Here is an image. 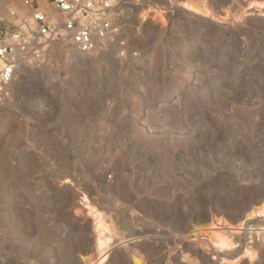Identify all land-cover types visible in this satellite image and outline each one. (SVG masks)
Listing matches in <instances>:
<instances>
[{
  "label": "rangeland",
  "instance_id": "rangeland-1",
  "mask_svg": "<svg viewBox=\"0 0 264 264\" xmlns=\"http://www.w3.org/2000/svg\"><path fill=\"white\" fill-rule=\"evenodd\" d=\"M122 1L125 52L56 44L0 106V264H264V0Z\"/></svg>",
  "mask_w": 264,
  "mask_h": 264
},
{
  "label": "built area",
  "instance_id": "built-area-1",
  "mask_svg": "<svg viewBox=\"0 0 264 264\" xmlns=\"http://www.w3.org/2000/svg\"><path fill=\"white\" fill-rule=\"evenodd\" d=\"M22 2L29 11L13 29L0 33V106L11 97L20 68L41 63L56 44H70L81 53L129 48L122 0Z\"/></svg>",
  "mask_w": 264,
  "mask_h": 264
},
{
  "label": "bare ground",
  "instance_id": "bare-ground-1",
  "mask_svg": "<svg viewBox=\"0 0 264 264\" xmlns=\"http://www.w3.org/2000/svg\"><path fill=\"white\" fill-rule=\"evenodd\" d=\"M9 1H10L12 6H16L14 3V0H9ZM47 5L48 4H47L46 0H44V6H47ZM195 5L196 4L193 5L192 3H189L187 6H188V8L195 9L194 8ZM198 5H199V3H197V7H198ZM202 7H203V5H202ZM254 214L256 216L264 215V205H260L259 207H257L254 211ZM94 228L96 231V238L94 239L95 240L94 244H96V247L98 248V250L100 252H102L107 247V241L103 237V234L100 232L101 224H100V221L96 217H95V222H94ZM261 230H264V227H262ZM262 233L263 232H260L259 234H262ZM230 236H232V234L227 235L226 233H216V234L212 235V242L216 247H218L220 249H231V248L235 247L236 243H232ZM134 260L136 263H138V260L136 257L134 258Z\"/></svg>",
  "mask_w": 264,
  "mask_h": 264
},
{
  "label": "water",
  "instance_id": "water-1",
  "mask_svg": "<svg viewBox=\"0 0 264 264\" xmlns=\"http://www.w3.org/2000/svg\"><path fill=\"white\" fill-rule=\"evenodd\" d=\"M248 3V0H238L237 1V5L238 4H247ZM229 9L227 8H221V9H218L216 12L218 15H225L227 12H228ZM264 202V198H262L260 201H258V203L254 204V205H250V206H247L240 214V217H239V220L242 221L244 219H246L249 214L252 212L254 206H258L260 205L261 203Z\"/></svg>",
  "mask_w": 264,
  "mask_h": 264
}]
</instances>
